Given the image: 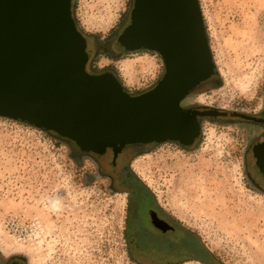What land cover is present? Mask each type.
<instances>
[{
    "label": "rangeland",
    "instance_id": "rangeland-1",
    "mask_svg": "<svg viewBox=\"0 0 264 264\" xmlns=\"http://www.w3.org/2000/svg\"><path fill=\"white\" fill-rule=\"evenodd\" d=\"M198 2L219 86L202 81L192 98L259 110L264 0ZM132 6L133 0H73L72 14L87 38L86 70H112L135 94L156 84L164 64L146 49L116 53L120 46L113 42L129 23ZM258 129L205 121L197 145L148 144L147 152L116 158V169L128 161L173 219L198 234L224 264H264V193L248 178L243 158ZM74 152L55 132L0 116V264L11 258L22 259L19 264H136L126 248L125 192L113 189L111 176L99 169L100 163L110 168L111 155L101 161ZM56 186L65 192L66 207L53 213L43 198Z\"/></svg>",
    "mask_w": 264,
    "mask_h": 264
},
{
    "label": "water",
    "instance_id": "water-1",
    "mask_svg": "<svg viewBox=\"0 0 264 264\" xmlns=\"http://www.w3.org/2000/svg\"><path fill=\"white\" fill-rule=\"evenodd\" d=\"M118 41L161 56L164 72L152 88L131 94L112 73L86 70L71 0H0V116L54 131L102 158L110 154L114 163L120 146H188L200 133L197 116L236 114L180 104L216 68L198 0H133ZM252 151L264 178V137Z\"/></svg>",
    "mask_w": 264,
    "mask_h": 264
},
{
    "label": "flooded vegetation",
    "instance_id": "flooded-vegetation-1",
    "mask_svg": "<svg viewBox=\"0 0 264 264\" xmlns=\"http://www.w3.org/2000/svg\"><path fill=\"white\" fill-rule=\"evenodd\" d=\"M79 29V28H78ZM80 30V29H79ZM123 30V29H122ZM120 31V33L122 32ZM81 31V30H80ZM82 32V31H81ZM83 34V32H82ZM84 35V34H83ZM85 40L87 41L86 36L84 35ZM87 43V42H86ZM115 45H120L119 42L115 39ZM113 43V44H114ZM125 49L120 46V49L116 51L117 54H120L121 51ZM139 50V49H138ZM129 51V50H127ZM89 58V55H88ZM102 72H110L118 78V75L112 70H105ZM102 72H91L89 73H102ZM216 70L215 73L205 81V86H211V88H216L219 86L218 81L216 80ZM120 80V79H119ZM147 89L142 90L146 91ZM197 89V88H196ZM196 89L191 90L181 101V106L185 109L191 108L196 110H211L217 109L223 112H235L236 114H209L205 116H197L200 124V133L194 139L193 143L184 146L175 140H166L159 143L171 142L181 148H191L198 144L202 138V126L203 122L211 121L217 124H247L257 126L258 132L251 136L249 142L246 144L243 150L244 158V168L245 172L248 175V178L253 183V185L264 193V178L261 175L260 170L255 164L253 159V147L256 143L262 140L264 137V96L262 100V105L259 110L254 109H233L225 108L224 106L217 105H207V104H198L197 97L192 98L196 94ZM199 89V88H198ZM126 90V89H125ZM141 93V92H139ZM138 94V93H135ZM253 106V103L250 104V107ZM240 114H245L247 117H244ZM69 141L70 145L74 147L75 152L78 154H92L90 152H83L71 140L62 137ZM151 143H135L131 144V148L134 151H141ZM80 152V153H79ZM94 155V154H93ZM96 157L99 160L103 161V158L96 154ZM118 160H121V155L116 156ZM115 158V160H117ZM128 164V161H126ZM111 163V165H114ZM117 179V173L115 175ZM126 195V225H125V238H126V248L129 258L136 264H187L189 262L197 261L201 264H212L215 262L219 264L221 262L218 260L215 255L209 250L208 257L202 256L200 252L201 247L199 244H203L198 236L200 243L197 242V235L193 230L188 229L183 224L174 220L175 216L171 215L170 212L166 211L154 197L153 192L146 187L144 183H130L125 186L123 189ZM178 218V217H177ZM204 246V245H203ZM206 248V247H205ZM14 260V261H13ZM22 259L11 258L9 264L17 263L19 264ZM223 263V262H221ZM224 264V263H223Z\"/></svg>",
    "mask_w": 264,
    "mask_h": 264
},
{
    "label": "trees",
    "instance_id": "trees-1",
    "mask_svg": "<svg viewBox=\"0 0 264 264\" xmlns=\"http://www.w3.org/2000/svg\"><path fill=\"white\" fill-rule=\"evenodd\" d=\"M72 1L73 0H71V12H72ZM72 16H73V14H72ZM130 22V21H129ZM75 23H76V21H75ZM128 24V23H127ZM126 24V25H127ZM77 25V24H76ZM125 25V26H126ZM78 27V26H77ZM120 34V33H119ZM119 34H118V36H119ZM116 40H117V42H119L118 41V39L116 38ZM114 43V42H113ZM116 43H114V45H115ZM119 46H121V47H123L122 45H119ZM124 48V47H123ZM125 50H127L126 48H124ZM89 59V58H88ZM87 63H88V61H87ZM87 65V64H86ZM125 89V88H124ZM22 122H24V123H26V124H29V125H31V126H34L33 124H30V123H28V122H25V121H22ZM36 127V126H35ZM42 129V128H41ZM42 130H45V129H42ZM48 131V130H47ZM48 132H54V131H48ZM59 136V135H58ZM59 137H61V136H59ZM65 138V137H64ZM67 139H69V138H67ZM69 140H71V139H69ZM72 141V143H74L75 144V142L73 141V140H71ZM154 143H157V142H154ZM75 146H77L76 144H75ZM78 147V146H77ZM79 148V147H78ZM80 149V148H79ZM81 150V149H80ZM81 151H84V150H81ZM129 151H133V153L134 154H141L142 152H147V151H144V150H141V151H134L132 148H131V144H126V145H124V146H120L119 147V151H118V154H117V157H119L120 155H121V159H122V157H124V156H126V155H128V153H129ZM84 152H90V153H92V154H94V155H96L95 153H93V152H91V151H84ZM127 162H125V163H123L121 166H119V168H117L116 169V164L115 165H110L109 164V167L111 168H106L105 166H104V164L103 163H100V166H99V169H100V172L102 173V174H108V175H110L111 176V180H110V186L113 188V189H115V190H117V191H123V189L125 188V186L126 185H128V184H130V183H137V182H140V183H142L140 180H139V178L137 177V175L129 168V166H128V164H126ZM116 173H117V179L115 178V175H116ZM197 235V234H196ZM198 242L200 243V241H199V239H198V235H197V244H198ZM199 246L201 247V250H200V252L202 253V256H205V258L206 257H208V252H209V250H207V248H205V246H203V244H199ZM211 263L212 264H216L215 262H212L211 261ZM219 264H223V263H221V262H219Z\"/></svg>",
    "mask_w": 264,
    "mask_h": 264
},
{
    "label": "clouds",
    "instance_id": "clouds-1",
    "mask_svg": "<svg viewBox=\"0 0 264 264\" xmlns=\"http://www.w3.org/2000/svg\"><path fill=\"white\" fill-rule=\"evenodd\" d=\"M44 206L51 212H61L66 207V195L60 186L54 187L43 198Z\"/></svg>",
    "mask_w": 264,
    "mask_h": 264
}]
</instances>
